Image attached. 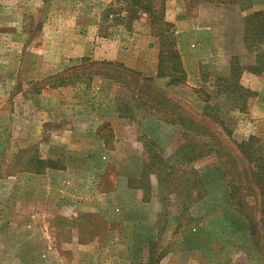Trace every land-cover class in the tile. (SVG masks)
<instances>
[{
    "label": "rangeland",
    "instance_id": "1",
    "mask_svg": "<svg viewBox=\"0 0 264 264\" xmlns=\"http://www.w3.org/2000/svg\"><path fill=\"white\" fill-rule=\"evenodd\" d=\"M131 1L0 0V264H146L165 253L160 264H264V249H253L229 196L262 220L264 244L263 197L237 149L255 136L264 150V74L247 72L257 64L251 32L259 21L245 29L254 6L264 12V0H228L224 9L215 0H153L175 42L168 18L217 23L222 44L199 69L198 84L189 80L195 89L169 86L167 77L143 82L122 69L127 61L117 53L134 50L147 68L157 52L158 72L146 14L124 25L108 12L130 17ZM147 44L156 52L146 53ZM166 62L163 73L173 74ZM244 73L250 76L241 81ZM110 103L125 123L81 132V116ZM176 116L182 125L170 123ZM91 148L101 152L91 156ZM39 159L57 170L40 168ZM110 191L121 201L111 224L82 211ZM131 197L143 202L134 211ZM106 229L118 235L106 238ZM93 232L101 245L82 251Z\"/></svg>",
    "mask_w": 264,
    "mask_h": 264
},
{
    "label": "crops",
    "instance_id": "2",
    "mask_svg": "<svg viewBox=\"0 0 264 264\" xmlns=\"http://www.w3.org/2000/svg\"><path fill=\"white\" fill-rule=\"evenodd\" d=\"M216 7H221V8H225L226 4L224 3H218L215 4ZM169 7V6H168ZM171 8V7H170ZM214 8L213 5H207L205 6L204 9H211ZM256 7L254 6V8L252 9V12H257V11H261L258 9H255ZM244 11V10H243ZM254 12V13H255ZM166 21L173 23V34L174 37L176 38V45L179 51V55H180V60H181V64L183 67V70L186 74V79H185V84L179 86L178 89H181V87H187L186 85H188L189 87L195 89L196 88V84L195 85H191L189 83V80H195V82L198 84L199 79V69L200 68H206L207 65H209V63L213 62V60H208L207 61V57H212V54L214 53V49H216V47L222 43H220V41H218L217 37H218V33H213V31H216L215 27L217 26V23H212L210 22V24L208 25V20L201 21L199 22L198 19L192 20L193 22L189 23L187 21H181V20H172V19H167ZM172 26V24H171ZM222 42V41H221ZM147 50L145 48L144 51L146 50L149 51V53L156 52V49L154 47H151L150 44H147ZM149 47V48H148ZM144 53V52H143ZM120 56H123V59H125L127 62H125V67L126 69L136 72L138 73L141 77H146V78H153L156 76V68L155 66H152L153 63H155V61L157 60V52L155 53L156 55V59L152 61L151 58V62H149V68H147L146 65H144V61L141 63V59L139 57V51H134V50H129L125 53H121L118 54ZM129 58V59H127ZM139 58V59H138ZM114 62H116V60H112ZM197 76V77H196ZM247 76H250L249 74L244 73L241 76V81L246 78ZM111 98V96H109ZM94 107V106H93ZM92 109L95 110H99V112L96 113H92L91 111H88L86 113L88 114H84L83 116H81V120L78 121L79 124H81V132H82V127L83 131L85 132H92L95 131V129H97L101 124H105V123H109L112 126H118L120 124H124L125 122L123 121V119L121 117H119L118 112H117V104L115 105L114 103H110L109 107H102V105H100L99 107H94ZM109 111L108 115L105 112H100V110H107ZM107 115V117H106ZM170 125V124H169ZM176 125V124H174ZM85 129V130H84ZM81 136H86L84 134H81ZM94 136V134H93ZM115 149V148H114ZM112 151V150H111ZM101 152L99 149L97 148H91L89 151V155L93 156L96 153ZM87 154V155H88ZM67 156H70V154L67 152L66 153ZM50 159V158H49ZM41 160V159H39ZM50 161V160H48ZM40 170V168H39ZM50 170H57V168L55 166H51ZM42 171L38 172L37 174H40ZM117 185L114 189V194L117 192ZM130 188V187H127ZM125 186V190L128 191V189ZM121 189H123L121 187ZM131 192V194L135 191L134 188H130L129 190ZM102 194L99 195L97 201L95 203V206L92 208H90L89 210H82L85 211V213H91L93 212L95 215H97L98 218L103 219L105 221H107V223L111 224L112 221H114V219L116 218L117 215L120 214L119 210V206L121 205V201L119 200V198L117 197H113L112 196V192L110 191L108 193L109 196H101ZM103 198V199H102ZM103 200V201H101ZM142 200L139 199H135L134 201V197H131V201H126V205H129L130 207V211H134V206L135 204L137 206L141 205ZM147 203V202H146ZM114 205L115 207H113V211H107L108 209H106L105 207H110L111 205ZM104 209H103V208ZM137 208V207H135ZM111 212L113 214H111V216H109L107 213ZM119 213V214H118ZM123 221V220H122ZM125 221H130L131 223V230H134V225H132V223L134 222V219L132 216L128 217ZM132 234V233H131ZM130 233H126V236L131 235ZM116 235H118L116 232H112L111 230L109 231L108 229L105 230V232L103 233V236H105L106 238H113ZM149 235L151 236V233L146 234L144 236V239L146 240L145 244L147 246V248L149 249V243L151 244V240H149ZM156 234V237H159V235ZM91 238H93V240H90L89 243L88 242H83L81 241V249L82 251H91V250H97V248H99V246L101 245L100 243V239L99 236H101L100 233H95L93 232L92 234L88 235ZM133 236V235H132ZM153 236V235H152ZM146 248V249H147ZM154 253V252H153ZM169 253H171V250L169 251ZM155 254V253H154ZM166 254L159 259L157 264H160L164 259H166ZM143 261V260H142Z\"/></svg>",
    "mask_w": 264,
    "mask_h": 264
},
{
    "label": "trees",
    "instance_id": "3",
    "mask_svg": "<svg viewBox=\"0 0 264 264\" xmlns=\"http://www.w3.org/2000/svg\"><path fill=\"white\" fill-rule=\"evenodd\" d=\"M208 2H210V0H208ZM232 4H236V5H240L238 2V0H231ZM215 3H228L230 4V2L228 0H215ZM154 4L153 0H132L131 4H127V12L128 14H130V17H126V18H121V16H119V13L121 11V9L118 10H112L111 8H109V13L113 12V17H115V15L118 14V16L115 18L116 21H119L120 23H123L124 25H129L131 23H133L134 21H137L136 19H138V14L139 13H145L147 18L150 20V32H151V36L156 38L158 41V72L156 74V77L162 78V77H167L169 80L168 85L169 86H181L185 84V79H186V74L183 70L182 64H181V60H180V55H179V51L176 45V42L172 36L171 33V26L164 22V20H161L160 17L161 15L155 10L152 9ZM241 6V5H240ZM248 7L243 8L241 10H246ZM263 17V18H260ZM106 18H104V20H106ZM264 12H255L252 16H249L246 18L245 20V29L250 30V23L253 20H257L259 21V25H256L254 27V30L251 32L254 34V43H251V47L254 48L255 51H257V64L256 66H250L247 69V72H249L250 74L253 75H261L264 74ZM258 23V22H257ZM252 27V26H251ZM250 37V35H249ZM248 39V35H245L244 38V42H246V40ZM247 50L250 49V47H248V45L246 46ZM167 61V62H166ZM170 63V67L168 68L171 72H173V74H164L162 70H164L163 68V64L164 63ZM123 70H125V72L130 73L131 75L135 76V77H140L141 76L133 71H130L128 69H125L122 67ZM232 75V74H231ZM241 75V72H237L235 74H233L232 76H230V78L233 79H237L239 78ZM143 82H150L149 79L147 78H142L140 79ZM129 84H131V82H129ZM227 87H225V90L222 92V94L226 95H230L231 92H229V90L227 89ZM239 97L235 98L234 100H238ZM154 103L155 105H150V107L152 106L153 108L156 107V102H153V100H149V103ZM168 111V110H167ZM175 113V108L172 109L171 111V115H174ZM174 120H171L170 123L171 124H176L179 125L181 123V118L179 116L173 117ZM256 142L258 143L257 139L255 138V136H250L246 141L240 142L237 144V149L239 151V153L241 154L242 158L246 161L247 164H249L252 168L251 170V177H252V182H253V186L252 190L254 189V191L256 192V194L258 196H262L263 198V202H264V150L262 149L261 146H256ZM40 168H45V167H51L50 162L48 161H37L36 162ZM225 173V177L227 179V185H229L230 189H233V191H235V189H238L233 182H231V180L228 179L226 172ZM231 191V190H230ZM230 196V200L234 210L236 211V214L238 217L243 218L246 223H247V234L248 237H250V239L253 242V249L257 250L258 253H263L262 248L264 249V244L262 243L258 245V233L260 231H258L260 223L261 225L262 220L257 221L255 216L250 215L247 212V209H245L246 211L243 210V206L241 203V200H235L236 198L234 197V194H232V192H230L229 194ZM244 208L245 207V203H244ZM264 215V213H263ZM260 241V240H259ZM150 245V243H149ZM154 254V253H153ZM151 255H152V251H151ZM154 259V258H153ZM159 259L152 260V258L148 259V262L146 264H157Z\"/></svg>",
    "mask_w": 264,
    "mask_h": 264
}]
</instances>
